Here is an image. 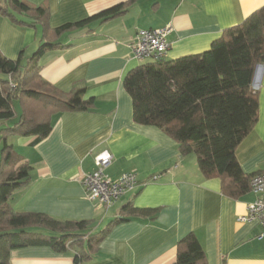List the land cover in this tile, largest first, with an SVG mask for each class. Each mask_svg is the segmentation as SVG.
I'll return each instance as SVG.
<instances>
[{
  "label": "crops",
  "instance_id": "crops-1",
  "mask_svg": "<svg viewBox=\"0 0 264 264\" xmlns=\"http://www.w3.org/2000/svg\"><path fill=\"white\" fill-rule=\"evenodd\" d=\"M23 1L48 9L49 28L130 4L120 16L62 33L56 40L61 47L38 58L44 80L64 91L82 83V98H92V105L53 114L50 132L37 142L34 135H7L6 142L31 167L30 181L8 199L12 209L85 220L87 236L98 234L125 205L156 209L154 215L132 216L111 226L91 257L79 264H171L178 240L189 232L200 242L207 264H264V237L256 238L260 224L238 220L253 193L227 195L220 178L204 177L195 156L180 155L173 138L156 126L134 122L131 98L123 87L128 70L150 61L131 55L129 45L139 30L170 25V48L163 60H172L209 49L225 28L242 22L264 0ZM40 28L16 25L0 14V52L10 59L23 50L28 56L39 44ZM251 89L257 94V121L235 148L246 175L264 173V61L255 66ZM106 154L112 157L109 177L132 170L139 182L110 207L88 200L80 181L93 170L95 157ZM153 175L159 176L152 180ZM76 249L58 253L46 245L16 248L10 264H75Z\"/></svg>",
  "mask_w": 264,
  "mask_h": 264
},
{
  "label": "trees",
  "instance_id": "trees-1",
  "mask_svg": "<svg viewBox=\"0 0 264 264\" xmlns=\"http://www.w3.org/2000/svg\"><path fill=\"white\" fill-rule=\"evenodd\" d=\"M130 1L119 3L91 17L49 28L48 9L23 0H0V14L20 26L42 28L35 52L22 62L0 52V121L14 118L1 129L0 148V264H10L13 249L46 245L58 253L74 252L79 264L91 257L111 226L132 216H150L152 208L131 204L120 209L98 234L87 236L85 220H58L38 212H17L8 199L30 181V165L6 142L7 135L46 137L55 113L87 110L92 98L83 99L85 86L75 83L61 90L39 74L37 60L61 47L57 38L92 20L107 21L125 13ZM264 61V5L237 25L225 28L209 49L172 60L149 61L128 70L123 87L132 102L134 122L153 125L177 143L180 155L193 154L204 177H218L222 190L236 197L249 189L250 178L235 158V148L257 121V94L251 89L255 66ZM11 84L14 87H11ZM19 104L15 116L13 103ZM38 228L43 232L32 231ZM85 242V244H84ZM171 264H207L204 250L193 232L176 244Z\"/></svg>",
  "mask_w": 264,
  "mask_h": 264
},
{
  "label": "built area",
  "instance_id": "built-area-1",
  "mask_svg": "<svg viewBox=\"0 0 264 264\" xmlns=\"http://www.w3.org/2000/svg\"><path fill=\"white\" fill-rule=\"evenodd\" d=\"M172 27L166 25L155 29L139 30L130 43L131 55L137 60L158 61L163 59L170 42L168 35ZM11 87H14L11 84ZM112 157L108 154L99 155L94 159L92 171L82 174L80 181L85 188V195L91 202L110 207L122 195L134 190L139 182L134 171H125L116 178L107 175L106 169L111 163ZM159 175H153L152 180ZM249 189L254 195V199L247 203L246 212L238 217L239 221L256 220L262 230L256 235L257 239L264 237V173L254 174L249 180Z\"/></svg>",
  "mask_w": 264,
  "mask_h": 264
},
{
  "label": "rangeland",
  "instance_id": "rangeland-1",
  "mask_svg": "<svg viewBox=\"0 0 264 264\" xmlns=\"http://www.w3.org/2000/svg\"><path fill=\"white\" fill-rule=\"evenodd\" d=\"M42 31V28H40L39 29V32H41ZM37 49V48H36ZM35 49V50H36ZM33 52H35V51H32V52H30L29 54H28V56H27V53H26V55H25V50H23L22 51V62H24L23 60H25L26 58H29L31 55H32V53ZM147 61V60H146ZM5 77V75L4 74H2V73H0V78H4ZM13 106H17L16 105V102H14L13 103ZM18 106H19V104H18ZM15 110H16V108H15ZM13 119L14 118H10V119H7V120H4V121H0V130L1 129H5V128H8V127H11L12 125H13V123H14V121H13ZM15 145V148L17 147V143L15 142L14 143ZM2 145H3V139H2V136H1V134H0V148L2 147ZM15 151V150H14ZM97 233V232H96ZM74 248H78V246H74Z\"/></svg>",
  "mask_w": 264,
  "mask_h": 264
}]
</instances>
